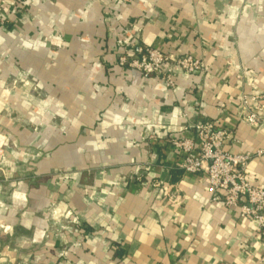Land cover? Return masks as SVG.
<instances>
[{
    "label": "crops",
    "instance_id": "obj_1",
    "mask_svg": "<svg viewBox=\"0 0 264 264\" xmlns=\"http://www.w3.org/2000/svg\"><path fill=\"white\" fill-rule=\"evenodd\" d=\"M134 44L204 68L175 71L168 85L166 73L118 63ZM1 60L40 77L60 112L57 127L21 136L28 201L0 181V228L10 227L0 264H261L258 221L213 203L206 175L179 167L171 139L205 121L230 132V153L264 147V123H244L240 108L243 95L264 94V0H0ZM246 177L264 187V157ZM54 199L76 224L51 221Z\"/></svg>",
    "mask_w": 264,
    "mask_h": 264
},
{
    "label": "built area",
    "instance_id": "obj_2",
    "mask_svg": "<svg viewBox=\"0 0 264 264\" xmlns=\"http://www.w3.org/2000/svg\"><path fill=\"white\" fill-rule=\"evenodd\" d=\"M119 64L136 68L147 75L166 73L168 85L174 84L175 71L193 74L204 68L202 60L191 54L174 56L140 44H134L130 52L120 56ZM261 97L264 94L241 97V117L244 123L253 127L264 123V103L261 102ZM195 132L194 137L171 139V144L179 155V167L187 174H205L213 203L222 202L228 209L238 208L243 216L257 220L264 230V187L251 183L246 177L250 160L253 157H264V147L253 153H230L224 149V141L230 136V132L212 122L196 124ZM154 186L158 188L160 184L156 181ZM167 192L170 193L169 189ZM242 197L246 198L244 203H240ZM260 263L264 264V253L260 257Z\"/></svg>",
    "mask_w": 264,
    "mask_h": 264
},
{
    "label": "rangeland",
    "instance_id": "obj_3",
    "mask_svg": "<svg viewBox=\"0 0 264 264\" xmlns=\"http://www.w3.org/2000/svg\"><path fill=\"white\" fill-rule=\"evenodd\" d=\"M255 2L261 4L263 0ZM45 63L41 61L39 64ZM52 99L51 95L45 92L42 79L32 74L28 67L10 60L0 61V181L9 186V199L19 198L24 203L28 201L32 177L28 175L29 170L23 163L28 156L27 147H21L20 140L21 136H26L24 132H27V135L29 131L42 133L58 126L56 122L60 105ZM52 101L54 104H50ZM28 137L26 141L29 140ZM70 174L58 170L53 176L71 182L73 179ZM45 210L60 230L67 228L68 224L77 223L73 219L72 209L62 200H51ZM9 229L7 225L0 228L1 233ZM56 234L57 231L54 237ZM48 237L49 234L45 232L35 241L40 243Z\"/></svg>",
    "mask_w": 264,
    "mask_h": 264
}]
</instances>
